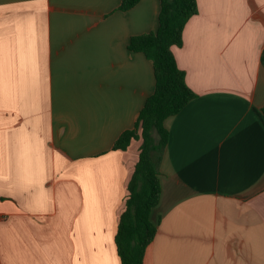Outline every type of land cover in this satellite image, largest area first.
<instances>
[{
	"label": "crops",
	"instance_id": "0c3cea01",
	"mask_svg": "<svg viewBox=\"0 0 264 264\" xmlns=\"http://www.w3.org/2000/svg\"><path fill=\"white\" fill-rule=\"evenodd\" d=\"M173 47L197 95L164 122L143 264H264V0H196ZM0 0V264H122L115 236L154 92L132 36L160 0Z\"/></svg>",
	"mask_w": 264,
	"mask_h": 264
},
{
	"label": "trees",
	"instance_id": "16d2710c",
	"mask_svg": "<svg viewBox=\"0 0 264 264\" xmlns=\"http://www.w3.org/2000/svg\"><path fill=\"white\" fill-rule=\"evenodd\" d=\"M140 1L121 0L118 10L128 11ZM197 13L196 0H160L158 29L132 36L128 43L130 51L142 53L152 62L155 89L146 99L135 126L124 131L112 147L127 150L132 141H141L115 236L122 264H143L146 250L157 233L150 214L162 193L159 166L169 140L164 122L197 97L186 83L185 72L177 65L173 47L183 44L184 27ZM261 64L264 68V50Z\"/></svg>",
	"mask_w": 264,
	"mask_h": 264
}]
</instances>
